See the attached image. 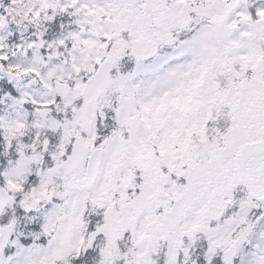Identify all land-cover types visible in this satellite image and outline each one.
<instances>
[{"label":"snow or ice","instance_id":"6c2138e0","mask_svg":"<svg viewBox=\"0 0 264 264\" xmlns=\"http://www.w3.org/2000/svg\"><path fill=\"white\" fill-rule=\"evenodd\" d=\"M0 264H264V0H0Z\"/></svg>","mask_w":264,"mask_h":264}]
</instances>
